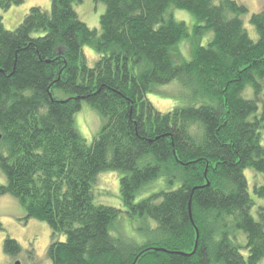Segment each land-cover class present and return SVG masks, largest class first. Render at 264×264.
I'll return each instance as SVG.
<instances>
[{
    "label": "trees",
    "instance_id": "obj_1",
    "mask_svg": "<svg viewBox=\"0 0 264 264\" xmlns=\"http://www.w3.org/2000/svg\"><path fill=\"white\" fill-rule=\"evenodd\" d=\"M94 1L106 7L100 32L76 11L82 0L33 6L12 31L0 14V197L49 225V264H259L264 205L256 219L245 171L264 175V8L249 19L253 39L237 0ZM175 9L197 19L193 37L210 35L189 60L176 51L191 34ZM175 80L188 101L162 112L148 95ZM83 102L106 120L90 144L75 122ZM109 171L122 208L95 201ZM253 190L264 199V179ZM125 213L136 231L116 235ZM3 247L22 252L11 237Z\"/></svg>",
    "mask_w": 264,
    "mask_h": 264
},
{
    "label": "rangeland",
    "instance_id": "obj_2",
    "mask_svg": "<svg viewBox=\"0 0 264 264\" xmlns=\"http://www.w3.org/2000/svg\"><path fill=\"white\" fill-rule=\"evenodd\" d=\"M237 1L248 7L249 13L243 17V20L251 37L256 39V31L254 27L250 25L249 19L253 13L259 12L264 8V0ZM33 6H41L43 9L50 11L51 0H25L24 3L13 5L8 10H0L6 29L10 31L15 30ZM75 8L80 18L87 23L90 28H97L100 32V16L105 12L106 8L104 3L95 2L94 0H82ZM173 12L177 20L184 21L189 27L191 36L182 41L176 48L177 53H180L189 60L191 58L192 47L198 44H207L210 40V35L205 38L202 37L200 40H198L197 37H193L194 26L198 24L197 19L191 13L184 10L175 9ZM85 54L89 64L93 66L98 59V54L90 47H85ZM182 90L183 88L180 82L175 80L167 85L159 86L155 93L148 95V98L157 109L162 112H167L177 105L188 101V99L186 100V97L183 96ZM59 97L66 98L67 96L60 92ZM75 122L78 131L90 144L103 128L106 120L92 109L87 102H83L81 110L75 114ZM245 175L249 182L251 197L255 202L251 213L258 219V209L260 206L264 205V199L259 198L254 193L253 189L263 182L264 175L255 172L251 168L245 171ZM120 177L119 171L103 172L97 176V182L94 187L95 201L97 204L122 208ZM5 182L6 178L0 169V184ZM160 186L162 188L166 187L164 181L161 182V185L159 183L154 185L153 190ZM150 191L151 189H146L144 194L142 196L139 195L137 199L140 200L142 197L147 196ZM0 207V220L3 223V229H0V264H14L17 260L21 261L22 264H49L47 249L52 241V232L49 225L46 222L36 219L26 220V211L24 207L20 204L18 199L9 194L0 197ZM118 224L117 230L114 231L116 235L119 233L134 234L138 226L137 220L129 219L126 213L123 214ZM6 237L16 239L21 244L22 252L20 255L12 258L5 254L3 242ZM60 239L64 240L65 236L61 235ZM246 242V235L244 232L238 231V243L241 246H245ZM241 251L245 257L248 256V251L245 248H241ZM259 264H264V260H261Z\"/></svg>",
    "mask_w": 264,
    "mask_h": 264
},
{
    "label": "water",
    "instance_id": "obj_3",
    "mask_svg": "<svg viewBox=\"0 0 264 264\" xmlns=\"http://www.w3.org/2000/svg\"><path fill=\"white\" fill-rule=\"evenodd\" d=\"M1 138H2V134L0 133V140H1ZM14 264H22V262L17 260Z\"/></svg>",
    "mask_w": 264,
    "mask_h": 264
}]
</instances>
